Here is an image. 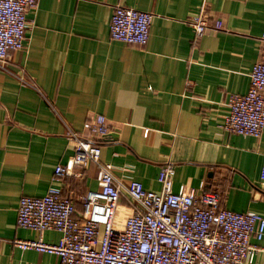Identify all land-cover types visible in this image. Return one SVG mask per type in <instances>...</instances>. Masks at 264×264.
Masks as SVG:
<instances>
[{
  "label": "crops",
  "instance_id": "1",
  "mask_svg": "<svg viewBox=\"0 0 264 264\" xmlns=\"http://www.w3.org/2000/svg\"><path fill=\"white\" fill-rule=\"evenodd\" d=\"M115 5L153 15L144 46L109 38ZM200 10L223 28L194 41L188 21ZM26 17L24 49L0 69V264H59L14 247L15 238H60L18 227L17 204L55 186L81 211L80 197L98 189L96 166L60 178L54 169L72 156L66 127L88 138L82 124L95 115L108 124L99 161L122 182L158 191L159 168L170 163L172 192L214 188L223 208L264 213V127L259 138L221 128L229 95L246 92L261 59L264 0H37ZM127 211L122 199L118 215ZM247 264H264V249Z\"/></svg>",
  "mask_w": 264,
  "mask_h": 264
},
{
  "label": "built area",
  "instance_id": "2",
  "mask_svg": "<svg viewBox=\"0 0 264 264\" xmlns=\"http://www.w3.org/2000/svg\"><path fill=\"white\" fill-rule=\"evenodd\" d=\"M37 0H0V69L11 52L24 49L27 12ZM153 15L123 5H115L109 21V38L144 46ZM196 41L206 30L222 29L220 21L209 23L202 10L188 21ZM263 53L249 71L245 93L228 97L229 112L221 128L227 133L259 138L264 127V30ZM26 83L25 81H23ZM82 128L86 138L66 127L64 137L72 156L57 165V178L72 174L85 162L97 168V190L81 197V211L61 189L49 186L42 196H21L16 225L20 228L60 233L56 244L40 239L15 238L14 247L55 255L59 264H247L264 249V213L235 212L221 206L218 189H185L172 192L174 167L160 166L158 191L145 189L139 181L122 182L110 163L99 161L100 146L95 139L108 131L102 115H95ZM264 182V164L260 169ZM202 186V185H201ZM202 188V187H201ZM126 201L127 214L118 215L120 201ZM252 240L256 241L253 243Z\"/></svg>",
  "mask_w": 264,
  "mask_h": 264
},
{
  "label": "trees",
  "instance_id": "3",
  "mask_svg": "<svg viewBox=\"0 0 264 264\" xmlns=\"http://www.w3.org/2000/svg\"><path fill=\"white\" fill-rule=\"evenodd\" d=\"M95 142L97 143V144H99V141H98V139H95ZM208 189V188H207ZM76 210V209H75Z\"/></svg>",
  "mask_w": 264,
  "mask_h": 264
}]
</instances>
